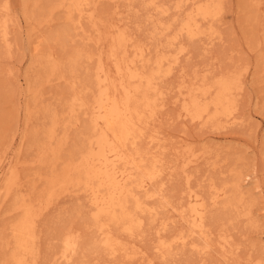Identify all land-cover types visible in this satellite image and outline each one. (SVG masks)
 <instances>
[{"label": "bare ground", "instance_id": "6f19581e", "mask_svg": "<svg viewBox=\"0 0 264 264\" xmlns=\"http://www.w3.org/2000/svg\"><path fill=\"white\" fill-rule=\"evenodd\" d=\"M40 1H34L41 9L39 23L50 21L56 11H62L65 20L74 29L82 26L83 22L89 24V30L84 28V31L89 35L95 33L97 48L91 51L77 46L65 58L56 57L50 50L37 52L33 57L32 63L40 67V71L29 80L34 104L38 102L41 84L56 78L67 79L68 74L63 70L66 65L69 67L73 93L66 100V111L59 113L57 110H47L45 118L48 123L37 128L34 133L33 162L47 168L45 172L38 173L42 187L39 189L33 183L26 192L21 175L15 169H11L1 186L0 198L13 196L12 210L17 213L16 219L10 224L11 240L5 243V246L10 247V253L1 264H31L30 260H35L39 255V215L64 195H84L88 200L86 216L94 234L88 246L94 252L92 254L107 255L109 258L123 253V259L124 256L144 257L145 252L131 248L123 235L134 236L147 220L154 223L158 208L171 205L163 180L177 171L176 164L166 161L163 155L167 145L162 142V131L154 127L159 110L166 105L163 100L165 92L160 83L179 64L181 54L188 52L187 47L182 46L183 42L174 51L175 44L183 36L193 40L213 31L211 24L223 13L222 0H177L175 8L183 15L181 13L176 28L174 25L178 20L175 19L174 22H154L156 25L152 26L155 32L153 29L151 31L167 37L154 47L135 40L126 27L114 22L107 13L98 11L96 3L100 0H47L39 5ZM258 1L246 0V7L254 8L259 5ZM27 4L28 0L25 8ZM142 4L146 9L163 14L171 9L161 0H142ZM10 10V0L0 5V35L8 48L11 46L9 22H13ZM29 11L24 13L26 20L32 19ZM152 16L151 13L149 17ZM170 31H173L171 36L167 35ZM72 35L70 30L63 29L53 38L64 43ZM83 62L93 64L86 68L84 77L79 78L76 68ZM240 75L239 72L229 71L212 81L211 78L207 80L200 77L201 81L196 83L199 76L195 74L190 81L184 80L179 85L182 102L179 116L204 125L220 122L217 124L220 126L221 120L229 125L243 123L237 114V96L243 90ZM33 103L27 107L28 119L34 113ZM65 115L77 121L81 116L84 117L82 131L68 151L64 147L69 139L67 126H64V131H60L61 119ZM147 144H160V149H151ZM192 146L185 144L175 151L177 159L183 160L182 167L180 163L181 168L177 167L185 173L187 185L186 190L183 188L186 198L183 197L184 202L176 210L186 227L181 223L185 228H179L173 236H159L156 239L154 248L163 258L172 255L178 245L192 246L195 251L189 247L190 250L201 256L211 253L214 245L219 246L224 253L232 254L238 246L234 243L233 233L231 235L228 232L229 225L241 217L248 221L249 226L260 227L252 211L253 191L262 190L255 176L232 169L227 181L217 184L212 180L207 192L200 187L195 188L191 183L193 173L190 168L207 161L211 155L207 150L196 151ZM153 202H159V205H153ZM214 207L222 211L220 215L213 216ZM161 224V229H165L170 224L169 219L166 218ZM160 230L159 233L163 232ZM257 236L263 240L264 232L260 231ZM80 241L76 233L67 227L61 233L62 249L54 256L70 262L85 249H82ZM254 263L263 264V259L259 258Z\"/></svg>", "mask_w": 264, "mask_h": 264}, {"label": "rangeland", "instance_id": "374dc122", "mask_svg": "<svg viewBox=\"0 0 264 264\" xmlns=\"http://www.w3.org/2000/svg\"><path fill=\"white\" fill-rule=\"evenodd\" d=\"M5 1L7 0H0V5ZM34 1L36 2V0H28L25 8L26 0H10V14L13 22L12 20L9 22L11 34L9 48L0 35V156L2 157V161L0 160V191L11 169L20 173L21 183L26 192L30 190L33 183L39 189L42 187V180L38 179V173L45 172L47 168L33 162L34 133L37 128L48 123L45 118L47 110H57L59 113L66 111L64 110L66 100L73 93L72 79L69 77V67L66 65L63 70L68 74L67 79L56 78L41 84L38 88V102L33 103L29 80L33 79L34 75L40 71V67L32 63L35 53L50 50L56 57L65 58L77 46L85 47L91 51H96L97 48L95 33L89 35L90 33L84 31V28L89 30L87 22H83L82 26L74 29L72 24L65 20L63 12L56 11L50 21L39 23L41 9L35 5ZM46 1H40L39 5ZM161 2L171 8L168 13L163 14L157 10L146 9L143 7L142 0H100L96 6L98 11L107 13L114 22H119L126 27L129 33L133 34L135 40L154 47L167 38L165 35H162V38L160 34L154 33L155 28L152 26L155 27L154 22L157 20L174 22L175 19L178 20L175 21L174 28H176L183 15L175 8L177 0H161ZM222 3L223 13L211 24L216 35H213V31H208L193 40L183 36L184 38L180 39L181 42L178 41L175 44L174 51L181 47L183 42L182 46H186L188 52L181 54L179 64L160 83L165 92L163 100L166 105L159 110V117L154 127L156 126L155 128L162 131V137H164L162 142L167 145L163 155L166 156V161L172 165L176 164L177 171L171 176L167 175L163 180L171 205L158 208L161 213L158 212V216H155L157 218L154 223L151 222L152 220L150 221L153 224L149 220L146 221L144 229L138 231L139 233L141 231V235L138 232V236H136L137 234L134 236L123 235L124 241L131 248H139L145 252L144 257L124 256L123 259V253L120 256L119 254L109 256V258L107 255L92 254L94 252H91L92 249L89 247L94 234L92 228L88 226L86 216L87 210H89L88 200L84 195L79 197L64 195L59 198L60 200L54 201L55 203L53 202L50 209L47 208L46 212L43 210L44 212L39 215L41 216L40 219L38 218L39 255L35 260H30L31 264H93V262L94 264H255L254 262L259 258L263 259L264 264V239L259 240L257 236L260 231L264 232V0H259V5L254 8H247L246 0H222ZM26 10H30L32 19H25ZM149 13H152V18L149 17ZM1 14L0 18H2ZM63 29L70 30L71 35L73 34L72 38L64 43L53 38ZM172 33L173 31H170L167 35L171 36ZM90 64L93 62H83L80 64L82 66H77L79 78L84 77L85 70ZM229 71L241 73L240 85L243 90L237 96L239 106L237 114L243 123L229 125L221 120L222 125L220 126L217 125L220 122L204 125L179 116L182 105L179 85L184 80L190 81L191 77L197 74L199 77L196 83H199L204 77L207 80L211 78L210 81H212ZM32 103L34 113L31 119H28L27 107ZM83 124V116L78 121L68 115L62 117L60 131H64L66 125L69 136L67 144L64 146L66 151L75 143L78 134L82 131ZM185 144L193 145L192 147L196 148V151L207 150L209 156L211 155L207 161H201L199 165L190 168L193 173L191 183L195 188L200 187L207 192L212 180L217 184L227 181L231 176L232 169L252 174L255 176L256 182L261 185L262 190H254L252 194L253 216L254 220L257 219V223H260V227L249 226L248 221L241 217L229 225L228 232L231 235L233 233L234 243H237L238 246L232 254L224 253L221 248H218L219 246L214 245L210 254L201 256L200 253L198 255V252H193L195 250L192 249V246L187 245L186 247H190L193 251L178 245L179 247L176 246L177 248L173 251L174 255H169L168 258H163L160 255L161 258L158 255V250L154 248V244L157 243L155 241L159 239V236L171 237L179 228L186 227L183 218L178 215L179 211L176 210L180 208L181 202H184L183 199L186 198L184 193L185 186L187 187L186 176L182 169H178V167H182L183 160L177 159L175 153L176 148ZM153 145L157 146V144H147V146H151V149H160V144L156 149ZM213 163H216V166ZM183 188L185 189L183 190ZM0 199H2L0 201L1 264L10 253V247L5 246V243L11 240L10 224L16 219L17 213L12 210L13 196ZM155 203L153 202V205H159L157 204L159 202ZM221 212L216 207L212 209L213 216L220 215ZM167 214L169 215L167 216ZM166 218L169 219L170 224L165 229H161V222L163 223ZM181 223L185 224V227L181 226ZM67 227L79 237L81 246L83 245L82 249L85 247V251L81 250L70 262H64L63 259H56L57 256H54L62 249L61 233ZM88 251L90 252L88 253ZM101 257L103 258L99 259Z\"/></svg>", "mask_w": 264, "mask_h": 264}]
</instances>
